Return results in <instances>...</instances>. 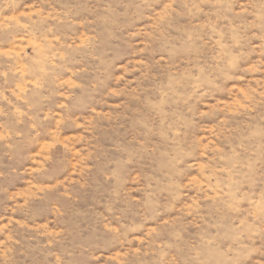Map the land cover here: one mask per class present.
<instances>
[{
	"label": "rangeland",
	"instance_id": "rangeland-1",
	"mask_svg": "<svg viewBox=\"0 0 264 264\" xmlns=\"http://www.w3.org/2000/svg\"><path fill=\"white\" fill-rule=\"evenodd\" d=\"M0 264H264V0H0Z\"/></svg>",
	"mask_w": 264,
	"mask_h": 264
}]
</instances>
